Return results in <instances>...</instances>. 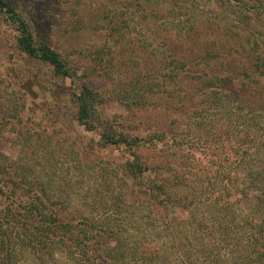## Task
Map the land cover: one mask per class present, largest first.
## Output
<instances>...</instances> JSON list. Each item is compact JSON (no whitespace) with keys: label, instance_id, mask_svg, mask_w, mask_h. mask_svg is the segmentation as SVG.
<instances>
[{"label":"rangeland","instance_id":"374dc122","mask_svg":"<svg viewBox=\"0 0 264 264\" xmlns=\"http://www.w3.org/2000/svg\"><path fill=\"white\" fill-rule=\"evenodd\" d=\"M138 1L0 0V157L13 167L33 166L36 174L43 170L48 192L70 202L61 211L66 216L101 213L92 208L93 187L101 181L96 163L109 171L128 156L121 145L101 149L100 131L77 121L74 93L84 83L100 92L104 118L169 132L172 139L163 148L144 149L145 157L160 162L176 147L194 152L200 170L225 169L236 156L226 141L227 121L212 119L217 134L193 121L200 110L218 109L202 86H222L220 95L232 91L233 107L248 116L264 109V0ZM1 2L23 15L37 39H50L69 56L78 75L60 76L22 53ZM114 22L123 32L112 36ZM248 116L237 125L253 122ZM127 180V195L135 197L136 181ZM173 210L180 218L189 214L180 205ZM19 258L20 264H42L29 248Z\"/></svg>","mask_w":264,"mask_h":264},{"label":"trees","instance_id":"16d2710c","mask_svg":"<svg viewBox=\"0 0 264 264\" xmlns=\"http://www.w3.org/2000/svg\"><path fill=\"white\" fill-rule=\"evenodd\" d=\"M1 3L17 31L16 47L22 53L53 66L60 76L78 75L69 56L50 39H37L23 15ZM110 26L112 36L123 32L115 22ZM131 27L125 21L123 28ZM220 87L202 86L200 92L218 109L200 110L193 121L216 134L220 133L216 123L227 121L226 141L234 145L236 156L225 169L200 170L194 152L184 154L176 147L160 162L145 157L144 149L163 148L172 139L169 132L146 125L139 131L136 124L119 125L104 118L100 92L84 83L74 93L77 121L88 130L100 131L101 149L121 145L128 156L117 164L118 170L104 171L96 163L101 181L93 187L97 195L92 208L101 213L91 216L64 215L61 211L70 202L48 192L43 170L36 174L33 166L31 170L13 167L6 156L0 157V264H20L27 248L37 253L42 264H264V109L248 116L243 107H233L232 91L218 94ZM245 116L253 122L237 125ZM73 160L79 166L76 156ZM127 177L136 181L132 198L127 195ZM176 205L188 216L177 217Z\"/></svg>","mask_w":264,"mask_h":264}]
</instances>
